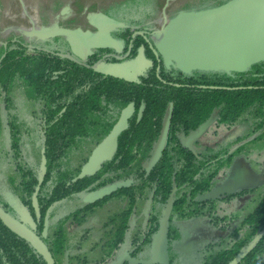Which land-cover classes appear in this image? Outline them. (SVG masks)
<instances>
[{
    "label": "trees",
    "instance_id": "1",
    "mask_svg": "<svg viewBox=\"0 0 264 264\" xmlns=\"http://www.w3.org/2000/svg\"><path fill=\"white\" fill-rule=\"evenodd\" d=\"M90 1H73L74 13L81 15L86 9L106 14L105 1L87 7ZM166 1L160 0V10ZM231 1H221L215 9ZM190 8V2L181 6L184 11ZM10 25L29 26L23 21L11 24L0 12V36ZM118 34L130 37L129 31L120 30ZM57 40L43 43L14 36L0 46V138L6 125L10 148L19 158L29 130L37 132L40 140L39 163H18V181H8L11 188L18 190L16 203L34 220V225H29L45 244L54 264H62L67 254L70 264L73 260L74 264L80 263L78 257L84 253L76 248L78 234L69 230L74 226L79 233L85 234V228L101 232L100 242L87 250V260L81 264L103 262L117 252L130 250L132 258L138 260L153 246L171 211L169 255L171 264H175V249L184 242V236L175 228L174 218L181 222L199 218L200 201L214 193L218 177H228L233 166L243 162L246 142L264 140V61L237 72H183L175 66L168 68L163 61L159 66L145 41L137 39L130 60H136L140 49L145 48L154 66L134 81L125 82L89 68L102 60L104 51L83 64L67 58L71 55L69 46ZM130 41L131 38L128 44ZM15 95L33 105L30 125L17 114ZM130 106L134 113L127 119L114 150L95 173L77 180L81 171L78 164L88 161ZM169 108L173 116L167 147L161 159L155 161L154 151ZM212 115L217 117L212 128L215 135L235 128L245 131L216 147L191 150L184 139ZM119 184L128 187L93 202L86 201L88 196ZM234 197L249 198L241 209L245 212L234 215V264H264V186L245 188ZM189 198L197 200L193 202L196 210L190 213L185 209ZM77 201L83 208L70 210L69 205ZM148 204L144 224L140 217ZM62 206L70 211L65 218L57 219ZM0 208L13 215L15 207L0 200ZM20 216L15 214V219L20 220ZM45 228L49 229L48 235L44 234ZM0 264L50 263L29 239L0 218ZM194 264L230 263L215 253L206 263L196 260Z\"/></svg>",
    "mask_w": 264,
    "mask_h": 264
},
{
    "label": "water",
    "instance_id": "2",
    "mask_svg": "<svg viewBox=\"0 0 264 264\" xmlns=\"http://www.w3.org/2000/svg\"><path fill=\"white\" fill-rule=\"evenodd\" d=\"M168 5L169 2H167L166 7ZM89 23L96 32L63 28L51 31L46 28L43 30V35L45 38L66 37L73 59L77 62L85 63L94 56L96 51L111 50L119 55L124 53L123 42L109 35L110 31L122 29L124 25L102 13L92 14L89 17ZM140 53L137 60L126 63L102 64L95 71L106 77L132 82L135 80V70L142 67L150 68L153 65L144 55V49H141ZM155 53L160 63V57L162 56L163 62L168 68L175 66L183 72L192 70L237 72L262 62L264 61V0H232L212 11L191 12L179 16L169 24L166 31V41L161 48L155 49ZM1 65L2 61H0ZM134 110V107L130 106L122 113L111 133L93 150L77 180L98 170L114 150L125 128L126 121L134 113ZM172 115L173 110L169 108L155 151V161L161 159L166 148ZM142 117L143 109L140 111L139 121ZM216 119L217 117L213 115L189 136L187 143H192L202 137ZM42 156L45 165L44 152ZM231 182L233 183L230 187L220 189L205 197L215 198L229 195L240 188L258 186L263 183V180L255 175L245 163L240 162L234 167ZM41 186L42 181L37 187L36 197ZM127 187V184H119L108 188L102 194V197ZM170 223L171 215L168 213L160 233L162 250L158 264H170ZM45 233L46 230H44ZM129 261L130 256L127 255L117 264H127Z\"/></svg>",
    "mask_w": 264,
    "mask_h": 264
},
{
    "label": "rangeland",
    "instance_id": "3",
    "mask_svg": "<svg viewBox=\"0 0 264 264\" xmlns=\"http://www.w3.org/2000/svg\"><path fill=\"white\" fill-rule=\"evenodd\" d=\"M2 1V2H1ZM73 1L77 0H0V12L3 13L4 19L10 21L11 24L19 23V22H27L29 24L28 27L26 26H6L3 31L1 32L0 36V46L4 45L5 39L14 36H21L25 38L27 41H39V42H46L49 39H45L43 35L44 26L50 27L51 31H55L57 29L56 21L58 20L61 12L65 7H68L73 4ZM105 1L104 6L106 8V14L109 15L114 20L118 21L122 25L126 26L128 31L133 36L136 32L140 31L147 21V15L151 14L154 20L159 19L162 15L163 11H166L168 17L173 20L172 18H177L179 16L185 15L191 12H200V11H212L215 9V6L221 1L224 0H181V1H170V5L166 9L165 3L164 8L161 10L158 8L160 0H102ZM99 3L100 0H92L88 2L87 7L92 3ZM190 2L191 8L189 10H181V6L184 3ZM88 12V11H87ZM121 17H120V16ZM174 18V19H175ZM11 28H16L17 30L13 31ZM24 28V29H22ZM20 29V30H19ZM26 30V33H25ZM18 31V33H17ZM41 32V33H40ZM28 34V35H27ZM32 36V37H31ZM51 39V38H50ZM49 42H53L51 39ZM162 50V49H161ZM166 66V65H165ZM147 69L142 67L138 70L134 71L135 79L139 76L144 75L147 72ZM219 71H226V70H219ZM15 102L17 105V114L21 118L22 121L28 122L31 124L32 120V110L33 105L28 102L26 99L15 95ZM4 125V129L2 130V136L0 138V200L5 202L7 200L10 202L15 208L13 209V215L8 214L2 208H0V218L14 231L18 232L22 236L29 239L36 248L44 255L45 258L49 261L50 264H54L51 255L49 254L48 249L46 248L45 244L38 236L35 235L34 230L31 228L29 223L34 225V220L27 215V213L20 208V206L16 203L15 197L17 198L18 190L13 189L9 186V180L15 179L18 181L19 174L16 171V166L18 163L28 162L30 164H38L39 157H40V149H39V137L37 132H33L29 130L28 134L24 135L25 144L22 147L21 157L17 156L15 153L12 152L10 148V142L8 139L9 136V129H7ZM245 130L240 128H235L228 131H222L219 133L218 136H215L212 133L206 134L202 138L201 144H213L215 142H223L225 139L234 138L237 136L236 133L242 134ZM1 135V133H0ZM3 138V139H2ZM253 138V137H252ZM5 139V140H4ZM39 141V142H38ZM238 146H235L237 148ZM246 149L245 153L242 154L241 159L245 162L246 166L259 178L263 180V183L259 186H264V140L257 141V142H246ZM23 161V162H22ZM87 163V162H86ZM82 162L78 164L80 170L86 164ZM222 184H225L224 187L221 189H225L228 186L230 187L231 182L228 177H221ZM250 188V187H247ZM245 188H240L235 191V193L240 192ZM107 190V189H105ZM102 191L95 195H90L86 198V201H92L94 199H99L102 197V194L106 191ZM234 193V194H235ZM251 195H248L250 198ZM98 197V198H97ZM248 197L246 198H239L233 197L232 200L217 202L216 205L219 207L217 210V217L213 215H208L205 212V208L201 209L200 216H210L212 222L215 226H220L231 220V218L226 219L225 217H229L231 215H235L238 212H242L238 215L243 214L244 210L241 211L243 207H245ZM82 204V202L77 201L76 203H72L69 205L70 210L72 208H77L78 205ZM68 207V208H69ZM67 208V206H62L61 211L58 212L57 219L65 218V215L70 211L63 210ZM149 204L146 205L145 210L142 211L144 224L147 221V213L149 211ZM74 211V210H73ZM20 213V220L15 219V214L19 215ZM173 215V212H167V214ZM175 214V212H174ZM106 214L104 215V217ZM221 216L223 217V221H221ZM137 217V216H136ZM201 218V217H200ZM200 218L196 220H191L186 218L183 222H181L178 217L174 218L175 228L179 231V234L184 236V242L177 244L175 249V254L177 259L175 260V264H189V263H196V260H199L197 257L199 251L203 249L204 244L206 243V238H204V233L198 228H200ZM191 222L189 223L188 221ZM136 219H133L132 224H135ZM88 228L91 226L88 225ZM46 230L45 235H48L49 229L45 228ZM71 233H77L78 227H69ZM87 230L86 234H89L90 240L83 244L85 251H87L91 246H93L99 237L101 236L100 230ZM78 236V235H77ZM209 240V239H208ZM139 242V241H138ZM137 242V243H138ZM162 250V240L160 235L154 239L153 246L147 248L143 253L140 255V259L142 262L145 263H152V262H159L160 254ZM125 253L117 252L114 255V258L111 261H107L105 264H114L115 262H119L120 260L125 257ZM174 255L172 257H174ZM69 255H66V259H64L62 264H70L68 261ZM173 259V258H172ZM73 264L75 261H72ZM135 261L134 263H136ZM169 262L171 264V259L169 257Z\"/></svg>",
    "mask_w": 264,
    "mask_h": 264
},
{
    "label": "flooded vegetation",
    "instance_id": "4",
    "mask_svg": "<svg viewBox=\"0 0 264 264\" xmlns=\"http://www.w3.org/2000/svg\"><path fill=\"white\" fill-rule=\"evenodd\" d=\"M170 1H178V0H167V2H169V5H170ZM179 1H181V0H179ZM72 7H73V4L70 5V6H68V7H65L63 9V11L61 12L58 20L56 21L57 29L58 28H63V29H68V30H81L83 32H93V33L96 32V30L89 23V17L92 14H96V13H89L85 9V11L82 12L81 15H79V14H75L74 13V10L72 9ZM165 7H166V5H165ZM167 8L168 7H166V9ZM102 14H104V13H102ZM105 15L108 16V17H110L107 14H105ZM152 17L153 16L151 14L147 15V19L145 20V21H147L146 24L144 25V27L140 31L136 32L133 36L131 35V33H130V37H129V35L128 36H121V35L118 34L120 30L128 31V29H127L126 26H124V28L119 29V30L110 31L109 32V35L112 38H114V39H116L118 41L123 42V44H124V53L121 54V55H119V54H116L114 51L111 52V50H105L104 53L102 54V57H101L102 60L99 61L98 63H96L95 65H93L91 67L88 66V67L90 69H92L94 66H96L98 64L102 65V64H110V63H126V62H131L132 60H130V56H131V53H132V45H133L134 41L137 40V39L145 41V43L147 44V46L149 47V49L153 52V54L155 56V59L157 60L159 66H160L162 64L163 58H162V56L160 57V60H161V63H160L159 62V59L157 58V55L155 53V49H159V48L153 43V41L151 40V37H150V34L153 32V30L155 28L154 22L156 21ZM46 28H48V27H45L44 26V29H46ZM25 33H26V30H25ZM129 38H131L130 44H128V39ZM45 39H49L46 42H49L51 39H53V41H54V39H59V40H57L56 43L61 44V45L67 44L69 46L68 41H67L68 39L66 37H57V38H51V39L50 38H45ZM50 43H53V42H50ZM141 49H144V55H145V48H141ZM141 49H140V52H141ZM97 52H99V51H96L94 55H96ZM66 57L74 60L73 59L74 57H73L72 54L71 55H67ZM92 57H94V56H92ZM146 58H147V56H146ZM147 60L150 61V62H152V64H153L152 66H154V61H153L152 58H150V59L147 58ZM80 63H82V62H80ZM85 63H83V64H85ZM213 125L210 127V129L202 137H200L199 139L195 140L194 142L188 144L187 143V139L189 138V136L194 131L192 133H190L184 139L185 145L188 146L191 150H202V149L204 150V149H207V148H210V147H216V144L217 143H220V142L217 141V142H215L213 144H210V145L201 144L202 138L204 136H206V134H209V133L214 134L213 133V130H212ZM219 133L217 135H215V134L214 135L215 136H218ZM228 139H231V138H228ZM225 140H227V139H225ZM231 140H234V138H232ZM167 141H168V139H167ZM166 147H167V144H166ZM156 148H157V146H156ZM165 150H166V148H165ZM165 150H164V152H165ZM155 151H156V149H155ZM155 151H154V155H155ZM164 152H163V154H164ZM233 152H234V148H233ZM233 171H234V166H233V169L231 170V172H230V174L228 176V178H229L230 181H231V178H232ZM220 178L221 177H218L217 178L218 187L216 188V190H214V193H215V191L220 190L225 185V184H221L220 183V181H221ZM252 187H254V186H252ZM92 195H95V194H92ZM230 195H232V196L231 197H228ZM171 197L173 198L174 197V194H172ZM233 197H234V192L231 193V194H229V195L219 196V197H215V198H206V197H203L202 201H200V203H199V207L197 208L198 211H199V214L201 212V209L202 208H205V212H207L208 215L209 214L210 215H213L214 214V216L217 217V212H218L217 210L219 209V207L216 205V203L217 202H223V201H228L229 202L230 200L233 199ZM95 200L96 199H94L92 201L90 200V201H87V202H93ZM195 201H197V200H194L192 198H189V199L185 200V202H186L185 203V209L187 210V212H189V211L192 212V211H195L196 210V208L193 207V202H195ZM81 208H83V207H77V208H75V210L76 209L78 210V209H81ZM199 218H200V223L201 224H200V228H198V229L199 230L202 229V231L204 233V238H206V243L204 244L203 249H201L199 251L200 254H198L199 257H200L199 261L201 263H206L207 260H208V258L210 256H212L213 254L216 253V254H218L220 256V258L224 259L225 261H228V263L234 264V215H231L229 217H225V221L228 218H231V220H229V222H227L225 224L222 223V225H220V226H215L213 224L212 219H211L210 216H207V215L204 216V217L199 216ZM222 219H223V217L221 216V221H223ZM188 222L190 223L191 220L188 221ZM170 230H171V223H170ZM77 234H78V236H77V239H76V242H77L76 248L81 253H84L82 256L80 255L78 257V261H80L79 264H81L83 261H86L87 260V257H86L87 256L86 255L87 253L86 252H88V251H85L84 250V248H86V247H83V244H85L86 242H88L90 240V238H89V234H86V233L84 234V233L77 232ZM169 235H170V233H169ZM100 239H101V236L99 237V240H97V242H100ZM138 243L140 244L141 243V240ZM127 255L130 256V261L128 263H133V264L142 263L141 259L136 260V259H133L132 258V256H131V250L127 252V254L125 255V257ZM112 258H114V257H112ZM112 258L111 257H108V258H106V261H103L104 259H102L103 262H99L98 261V262H92L91 264H105L107 261H111ZM135 261H137V262L134 263ZM117 263L118 262H115L114 264H117ZM152 263L153 264H158V262H152ZM152 263H150V264H152ZM146 264H148V263H146Z\"/></svg>",
    "mask_w": 264,
    "mask_h": 264
},
{
    "label": "built area",
    "instance_id": "5",
    "mask_svg": "<svg viewBox=\"0 0 264 264\" xmlns=\"http://www.w3.org/2000/svg\"><path fill=\"white\" fill-rule=\"evenodd\" d=\"M171 23V20L166 15V12L164 11L162 15L154 22L155 28L153 32L150 34L151 40L153 43L158 47L161 48L165 41H166V31ZM24 29V28H22ZM11 30L15 31L16 28H11ZM20 30V29H19ZM16 32V31H15ZM18 33V31H17ZM101 65L98 64L94 66L92 69L97 70Z\"/></svg>",
    "mask_w": 264,
    "mask_h": 264
}]
</instances>
